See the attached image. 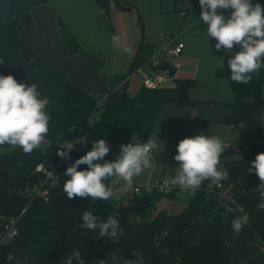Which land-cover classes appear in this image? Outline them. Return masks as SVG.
Masks as SVG:
<instances>
[{"label": "trees", "instance_id": "obj_1", "mask_svg": "<svg viewBox=\"0 0 264 264\" xmlns=\"http://www.w3.org/2000/svg\"><path fill=\"white\" fill-rule=\"evenodd\" d=\"M46 1L24 0L16 13L9 14L7 20L0 22V33L10 36L19 48L21 43L17 35V24L23 21L27 25H32L31 6ZM109 2L120 10L137 9L128 0H109ZM257 2L264 6V0H257ZM3 5L4 0H0V7L4 8ZM58 20L63 26L62 21L59 18ZM141 22L143 23L142 19ZM67 33L71 39L72 49H76L77 43L70 32L67 31ZM152 48L151 43L144 41L142 32L137 49L139 51L143 49L145 54H149ZM235 50L238 49L235 48ZM230 57L231 53L225 55L222 65L216 70V75L225 77L234 93V99L230 102L231 110L222 122L237 129L238 137L242 139L241 156L233 157L236 152L233 145L223 150L220 163L222 169H227L228 177L220 182L219 187L210 186V181L206 180L180 211L169 212L166 209H160L153 216H150V211L154 206V200L161 194L132 195L131 203L117 206L104 201L102 205L106 216L101 220L106 221L109 216H114L124 230L120 241L113 243L108 237L100 238L98 231L82 228L80 226L83 222L82 217H76L71 213V202L75 201L82 207L91 203L90 199H67L63 190L64 183L68 179L64 175L66 168L81 156L74 155L58 170L54 182L48 185L47 200L41 196L30 200L24 195L23 190L27 186L38 183L41 176L35 173L14 176L12 169L17 164L25 162L30 154L39 153V149L36 148L31 153L24 154L18 146L16 148L8 145L0 146V228L11 218L17 219L18 228L14 239L0 249V264H61L73 248L81 251L85 264H101L100 260L112 264V256L118 257L120 264L125 260L134 261L135 264H140L141 261L160 263L167 255L162 248L181 244L183 233L187 228L193 226L198 233L209 229L212 216L224 211L222 205L224 195L230 196L240 209H243L242 214L247 213L250 216L249 223L242 226L241 233L253 232L264 246V210L257 207L259 194L255 190L258 177L254 172L247 171L255 156L264 152V130L259 124L260 113L264 110V67L251 74L252 79L248 84L236 83L230 79L227 63ZM145 59L141 58L137 52L130 70ZM164 66H170L174 71L173 66L167 63L160 65V67ZM60 76L63 77L61 74ZM194 82V79H176V84L172 87L176 105L184 106L192 103L188 97V89ZM79 89L76 84L69 82L61 97V116L73 127L77 125L75 123L77 111L71 102ZM116 97L127 99L123 92L113 90L109 93L107 102ZM195 119L202 124L208 123L203 118ZM241 122L244 123L243 128L240 127ZM50 135L52 138L58 137L54 133ZM145 135L146 132L139 134L138 139ZM89 140L91 142L98 140L95 129L91 132ZM86 168L87 165H80L78 170ZM176 173L172 174L176 175ZM113 181L114 178L112 183ZM165 229H168L169 236L162 239L159 246L154 245L153 237ZM114 246L120 248V255L109 254ZM231 255L223 235L202 234L196 236L174 264H230ZM240 264H264V260L251 257Z\"/></svg>", "mask_w": 264, "mask_h": 264}, {"label": "crops", "instance_id": "obj_2", "mask_svg": "<svg viewBox=\"0 0 264 264\" xmlns=\"http://www.w3.org/2000/svg\"><path fill=\"white\" fill-rule=\"evenodd\" d=\"M23 1L24 0H4V3H6V7L9 11H7V14L0 13V22L7 20L9 14L16 13ZM82 1L83 0H51L53 6H50L51 4L48 3L47 0L44 3L31 6L30 15L32 21H34V24L32 26H27L25 23L19 22L16 26L17 35L20 38L18 39L19 41L21 40L23 42L22 43L20 41L21 46L23 48L28 47L29 49L18 48L17 50L15 49V52H13V49L8 46L7 49H3V53L1 55L2 62L10 57L12 53L13 56H15L10 61L11 66L7 65L5 70H7L9 66L11 75L14 76L16 74L15 79L17 82L20 80L30 62L34 60V71H32L28 77L24 78V82H27L28 85L35 83L37 87H39L40 91L45 93V95L48 97L49 104L47 106H49V109L47 112L50 116L56 119L58 123L54 124L53 122H49V127H54L64 131V134L69 131L70 125H66L60 122L58 119V116L61 112L60 98L68 87L69 82H73L80 88L72 98L71 102L72 106L77 111L75 117V123L77 124L84 121L83 119H85V116L88 113V106H84V94H88V96H90L91 93L96 94L98 90L102 91L105 88L112 86L113 90L115 89L123 92L127 96V99L124 100L122 98L116 97L109 101L108 104L106 103V107L100 111V117L97 120V126L95 128V133L98 140L105 139L107 143L109 140H111L112 143H118L114 138L116 133L120 136H124V134L127 133L131 137L135 136L138 138L139 134L146 132V135L139 138V141L141 143H145L148 141V138H156L159 139V141L156 143L158 146L159 144H163L165 142V140L161 139V136H159L163 134V124H174V126L186 127L183 139L186 137H193L201 133L205 135L204 131L207 129L212 131L215 130L218 133L221 132V134L219 133V135L216 137H219L222 140L223 148L225 149L228 146L233 145L236 148V152L233 157L239 158L241 156L240 145L242 143V139L238 137L237 129L222 122L223 118L229 114L231 110V101L229 102V107L224 109L223 112L219 114V110H217L216 107L217 101L209 99L202 100L191 97L192 95L191 93L189 94V88L188 97L190 100H192L191 104L179 106L174 102L172 87L175 86L176 79H191L187 78L189 77L188 75H182L181 69L178 66L181 65L185 60V56H182L183 50L180 55L170 60V64L174 68V83H168L156 90L144 88L141 81L136 83V81H132V79L136 74H139L141 75L143 81V73H147L151 67L147 64H144L143 61L136 66H141V71L143 73L136 72V67L133 68V70L130 69L135 61V55L137 52L141 58L144 57L147 59L156 50V48H158L157 44L152 39H144L145 42L151 43L153 45V48L150 50L149 54H145L143 49L139 51L137 49V42L135 49H129V51H126L124 57H121L123 51L117 52L116 49H94L91 39L93 38V34H96V32H93L94 29L92 31V25L86 23L83 18L84 16L80 11V5H78ZM52 7L60 10L63 9L66 15H62L65 20V27L62 25H57L53 13L54 8ZM56 16L57 20L59 18L62 21L57 13ZM86 24H89V26H86ZM81 28H83V30H81ZM67 31L70 32L73 38L78 40L76 49H71L69 47V43L71 44V47L72 43ZM28 33H32L33 35L36 34L34 44L27 40L26 37ZM1 36L4 35L0 33V38H2ZM118 54L120 56L119 59L116 58ZM13 68H17L18 70H14ZM4 73L7 75L6 72ZM58 74L63 75L65 79H59L57 77ZM196 117L203 118L207 120L208 123L202 124L200 121L195 119ZM66 126H68V128H66ZM155 130L156 133H152ZM51 131L52 130L49 131V135ZM113 145L116 144H112L111 146L113 147ZM113 152L114 151L111 150L110 147V152L105 158H108L109 160ZM166 153L167 150L165 151V154ZM165 154L163 156V160L159 161L158 164L155 163L153 165L151 172L152 178L157 175L172 174L178 171L179 164H177V161L174 159L176 153L168 160ZM151 155L154 156V151ZM218 167L223 170L221 163L218 165ZM13 175L16 176L14 173ZM108 183L111 187L120 186L114 185L112 183V179L108 180ZM259 183L260 181L257 179V187L259 186ZM131 196L132 186L126 193H121L119 200L111 203L116 206L119 204H124L126 199L130 198ZM191 196L192 193L190 192L172 196L161 195L154 200V206L150 211V216L155 215V213L160 210L156 203L161 197H166L172 200L174 203L182 202L185 206ZM230 201L233 203V206H237L240 211V207L232 199H230ZM181 209L179 208L177 211L175 209L167 211L178 212ZM224 213L225 209L222 214ZM227 214L228 213H226L227 219L225 221L229 220V216ZM214 216L211 218V223ZM207 231L203 233L197 232L196 236L208 234ZM225 241L228 247V242L226 239ZM257 242L260 247L264 248V246H262L259 242L258 238ZM174 246L162 248L167 253L165 259L170 254L169 250H173L172 248ZM112 252L114 254H119L121 250L113 249ZM177 260L174 262L171 261V263H175ZM140 264H148V262L146 263L141 261Z\"/></svg>", "mask_w": 264, "mask_h": 264}, {"label": "clouds", "instance_id": "obj_3", "mask_svg": "<svg viewBox=\"0 0 264 264\" xmlns=\"http://www.w3.org/2000/svg\"><path fill=\"white\" fill-rule=\"evenodd\" d=\"M201 7L200 20L206 24L208 37L215 38L217 51L231 53L227 60L230 79L236 83L248 84L253 73L264 67V6L253 3V0H199ZM231 10L225 15L219 10ZM234 48L238 49L234 51ZM129 51V49H125ZM49 104L47 96L40 98L37 85L27 82L18 83L13 75H0V146L20 147L24 154L31 153L46 142L49 133L50 116L45 111ZM244 127V123H240ZM135 143L120 145V153L113 160H106L110 145L105 139L92 142L91 150L70 163L64 175L68 177L63 190L67 199H90L91 203L109 201L114 193L113 188L105 181L114 178L119 184L121 193H126L133 185L134 179L143 170L150 167L154 157L151 155L157 148L156 138H149L145 143L133 136ZM69 144L64 149H72ZM223 142L219 137L203 133L186 137L176 145L175 161L179 162L176 175L171 184L182 189H199L206 180L211 185L220 186V182L228 177L227 169L221 170L220 157ZM57 155L69 160L68 151L58 150ZM80 165H87L78 170ZM248 173H255L260 183L255 189L258 195V209L264 210V152L258 153L251 162ZM227 208V205H224ZM230 211L231 209L228 208ZM243 213V209H240ZM247 213L237 216L232 221V229L239 233L243 225L249 223ZM82 228L98 231L100 238L108 237L118 243L124 235L119 220L109 216L102 221L94 209L83 212ZM168 229L153 237V243L169 236ZM135 255V253H133ZM101 264L107 261L100 260ZM112 264H120L119 258L111 257ZM61 264H85L81 251L73 248ZM125 264H135L125 261Z\"/></svg>", "mask_w": 264, "mask_h": 264}, {"label": "rangeland", "instance_id": "obj_4", "mask_svg": "<svg viewBox=\"0 0 264 264\" xmlns=\"http://www.w3.org/2000/svg\"><path fill=\"white\" fill-rule=\"evenodd\" d=\"M130 3L134 4L137 9H132L130 11L120 10L114 5H111L109 0H83L80 5V11L83 14V18L86 23L92 25V31L96 32L93 34V38L91 39L92 45L94 49H116L118 51H123L121 57L125 55V49H135L137 42L140 40L142 32L144 33V39L150 40L152 39L156 44L157 47L160 45H164L169 43L172 40L182 41L184 43L183 53L182 56H185V60L182 62L181 65H178L181 69L182 75H188L189 77L195 80L194 84L190 86L189 94L191 93V97L202 99V100H214L217 101L216 107L219 114L223 112L224 109L229 107V102L234 99V93L231 89L229 81L222 76L216 75V70L222 65L223 58L226 54L224 51H217L215 48V44L217 41L215 38L208 37L206 24L204 22H200V13L201 7L200 4H197L195 0H128ZM50 6L52 5L51 0H48ZM253 3H257V0H253ZM20 4V3H19ZM18 4V5H19ZM264 5V2H263ZM4 8L0 7V13L7 14L8 8L6 7V3L3 5ZM17 7V5H16ZM54 8V7H52ZM63 11L57 8H54V16L56 19V23L58 26H61L59 20H57V16H60L62 19L63 26L65 27V20L62 15L66 16ZM222 11L226 16L230 14L229 10H219ZM140 16H139V14ZM143 23L141 22V19ZM23 22V21H20ZM24 23V22H23ZM34 24V21H33ZM32 24V25H33ZM86 24V26H89ZM27 25V24H26ZM27 25V26H32ZM91 27V26H90ZM83 30V28H81ZM4 36L0 38V75H7L11 74V70L9 66H11L10 61L15 57L13 53L8 57L6 60L2 62L1 55L3 53V49H7L9 46L15 52V49L18 48L16 42L7 34L2 33ZM36 34L28 33L27 40H29L32 44L35 43ZM19 38V36H18ZM20 39V38H19ZM21 41V40H20ZM74 41L77 43L78 40L74 38ZM22 42V41H21ZM23 43V42H22ZM69 47L72 49L71 44L69 43ZM19 49H29L28 47L23 48L22 46ZM235 49V48H234ZM117 59L120 58L119 54L116 57ZM8 69L5 70L6 66ZM18 66V65H17ZM34 60L30 62L29 66L21 76L18 83L24 82V78L28 77L32 71H34ZM177 66V68H178ZM14 70H18L17 68H13ZM18 72V71H17ZM16 78V74L13 76ZM59 79H65V77L57 75ZM132 81H136L138 83L141 81L142 77L139 74H136ZM30 86V85H29ZM38 91L40 93V98L42 96H46L45 93L41 92L39 87ZM115 90V89H114ZM156 90V89H155ZM79 91V90H78ZM77 91V92H78ZM113 91V87L105 88L102 91H97L96 94L91 93L90 96L88 94H84V106H88L87 108V115L93 111V106L95 102L100 99L105 92ZM76 92V93H77ZM75 93V94H76ZM75 96V95H74ZM73 96V97H74ZM264 96V92H263ZM61 99V98H60ZM108 102L106 101L103 105L97 108L94 112V117L97 120L100 117V111L106 107ZM49 109V106L46 107L45 111ZM216 110V111H217ZM49 115V113L47 112ZM50 116V115H49ZM60 122L64 124H68V121L63 119L61 116V112L58 116ZM83 119V120H85ZM49 122H53L54 124H58L56 119L50 116ZM82 121L79 124H82ZM77 124V123H76ZM50 126V125H49ZM68 128V126H66ZM96 128V127H95ZM73 129V126L70 125L69 133ZM185 126H174L171 125H164L162 127V135L160 138L164 139L165 142L163 144H159L154 151V159L150 167L143 170L142 174L139 177H136L134 181L137 184H144L152 178V167L156 163L158 164L159 161L163 160V156L165 154L167 160L172 157L176 153V145L179 141H181L185 134ZM50 134L61 135L64 134V131H61L54 127H49ZM215 130H206L204 131L205 135L209 136H218L219 133ZM152 133H156V130ZM217 133V134H216ZM161 134V133H159ZM224 134V132H223ZM51 135H47L46 139L50 138ZM130 137V138H129ZM115 140L118 143H112L111 140L108 141V144L113 150V154L111 155L109 160H115L116 157L120 153V145L127 144V143H135L133 136H129L127 133L124 136H120L117 133L114 136ZM149 140V138H148ZM233 140V139H232ZM159 141L156 140L155 143ZM112 144L113 147L111 146ZM161 145V146H160ZM87 152L84 151L83 154L85 155ZM162 155V156H161ZM42 154L33 153L30 154L25 162L17 164L14 169L13 173L16 176L19 175H31L34 173L36 164L41 160ZM108 160V158H105ZM179 164V162H176ZM175 166V165H174ZM113 179V178H112ZM106 185H109L108 180L105 181ZM113 188V197L109 200L110 202H114L120 199L121 191L120 186H115ZM102 201L97 200L94 203H90L86 207H82L73 201L70 204L71 213L74 216L82 217L83 212L94 209L96 215L101 218L105 216V209L102 205ZM227 205V208L224 205ZM157 207L166 208V210L175 209L176 211L181 209L184 206L182 202L174 203L172 200L161 197L159 201L156 203ZM222 205L225 209V213H217L212 223L207 231L208 234L210 233H219L224 235L225 239L228 242L227 250L231 252V260L230 264H240L241 261L249 258V257H256L260 260H264V248L260 247L257 238L253 232H244L236 233L232 229V221L237 216L241 215L237 206H233V203L228 199V197L222 198ZM231 207V208H230ZM234 207V208H232ZM228 208L231 210L229 211ZM226 213L229 216V220L227 219ZM197 234L196 229L191 226L186 229L183 242L181 244L175 245L172 249L169 250L170 254L167 258L162 260L160 263H151L148 264H174L171 263L176 261L189 247L191 242L194 240ZM113 249H120L117 246H114L110 251L109 254L112 255H120L114 254L112 251ZM128 261V260H125ZM125 261L122 264H125ZM145 262V261H144ZM147 263V262H146Z\"/></svg>", "mask_w": 264, "mask_h": 264}, {"label": "built area", "instance_id": "obj_5", "mask_svg": "<svg viewBox=\"0 0 264 264\" xmlns=\"http://www.w3.org/2000/svg\"><path fill=\"white\" fill-rule=\"evenodd\" d=\"M195 1L199 4V0ZM183 48L184 43L182 41L172 40L169 43L156 48V50L147 59H145L144 64L151 67L147 73H143L141 71V66L136 67V72H142L144 75L142 81L143 87L147 89H159L168 83H174L175 74L171 67H160V65L164 63L171 65L170 60L180 55ZM109 93L110 92H105L104 95L98 99L97 102H95L93 111L88 115L82 124L74 126L69 133L58 135L56 138L50 137L46 139V142L41 147L37 148L42 154V157L36 164L34 173L40 175L41 180H39L36 184L25 187L23 192L26 197L30 200L37 196H41L45 200L48 199V185L54 182L58 170L61 169L67 161L57 155L58 150L68 151L70 158L74 155L83 156L84 151L91 150L92 142L89 140V136L96 127L94 112L107 101ZM69 144H73L72 149L69 150L63 148L68 147ZM174 176V174H161L154 176L144 184H137L134 182L132 185V195H140L144 193L180 195L185 192L193 194L197 190L182 189L178 185H172L171 179ZM225 197L231 199L230 196ZM130 198L126 199L124 204L131 203ZM17 233V219L11 218L7 220L0 228V249L6 243L14 239Z\"/></svg>", "mask_w": 264, "mask_h": 264}, {"label": "water", "instance_id": "obj_6", "mask_svg": "<svg viewBox=\"0 0 264 264\" xmlns=\"http://www.w3.org/2000/svg\"><path fill=\"white\" fill-rule=\"evenodd\" d=\"M259 124H260V128L264 130V110L260 113Z\"/></svg>", "mask_w": 264, "mask_h": 264}]
</instances>
